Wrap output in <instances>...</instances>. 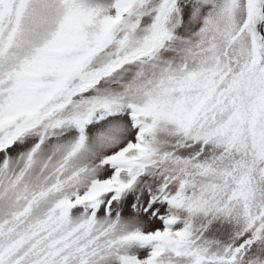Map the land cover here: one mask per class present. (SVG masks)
I'll return each instance as SVG.
<instances>
[{
    "label": "snow or ice",
    "instance_id": "snow-or-ice-1",
    "mask_svg": "<svg viewBox=\"0 0 264 264\" xmlns=\"http://www.w3.org/2000/svg\"><path fill=\"white\" fill-rule=\"evenodd\" d=\"M0 264H264V0H0Z\"/></svg>",
    "mask_w": 264,
    "mask_h": 264
}]
</instances>
